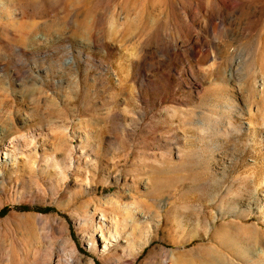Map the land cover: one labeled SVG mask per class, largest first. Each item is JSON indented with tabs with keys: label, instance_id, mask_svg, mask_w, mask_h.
<instances>
[{
	"label": "rangeland",
	"instance_id": "rangeland-1",
	"mask_svg": "<svg viewBox=\"0 0 264 264\" xmlns=\"http://www.w3.org/2000/svg\"><path fill=\"white\" fill-rule=\"evenodd\" d=\"M5 208L0 264H264V0H0Z\"/></svg>",
	"mask_w": 264,
	"mask_h": 264
},
{
	"label": "trees",
	"instance_id": "trees-1",
	"mask_svg": "<svg viewBox=\"0 0 264 264\" xmlns=\"http://www.w3.org/2000/svg\"><path fill=\"white\" fill-rule=\"evenodd\" d=\"M23 209H27V208H23ZM45 213H50V212H53L54 209H51V208H47L45 210H43ZM9 212V209L8 208H5L3 209L1 212H0V218L1 217H4L5 215H7V213Z\"/></svg>",
	"mask_w": 264,
	"mask_h": 264
},
{
	"label": "bare ground",
	"instance_id": "bare-ground-1",
	"mask_svg": "<svg viewBox=\"0 0 264 264\" xmlns=\"http://www.w3.org/2000/svg\"><path fill=\"white\" fill-rule=\"evenodd\" d=\"M118 216H119V215H118ZM118 223H119V221H118ZM118 227H119V226H118ZM140 227H142V226H140ZM138 230H139V229H138ZM137 232H138V231H137ZM140 232L142 233V230H141ZM140 232H139V233H140ZM116 233H118V230H117ZM135 233H136V231H135ZM141 233H140V234H141ZM118 235H119V234H118ZM137 235H138V234H137ZM141 235H142V234H141ZM127 238H128L129 241H131V240L133 239V238H132V234H129Z\"/></svg>",
	"mask_w": 264,
	"mask_h": 264
}]
</instances>
